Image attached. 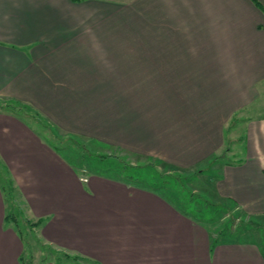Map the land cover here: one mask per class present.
<instances>
[{"label":"crops","instance_id":"crops-1","mask_svg":"<svg viewBox=\"0 0 264 264\" xmlns=\"http://www.w3.org/2000/svg\"><path fill=\"white\" fill-rule=\"evenodd\" d=\"M262 96L264 14L251 0H0V164L55 256L39 264H264L260 233L216 232L170 190L89 177L20 113L94 153L188 172L220 157L233 118ZM244 116L243 155L206 180L212 204L252 226L264 222V115ZM6 218L0 183V264H29Z\"/></svg>","mask_w":264,"mask_h":264},{"label":"rangeland","instance_id":"rangeland-1","mask_svg":"<svg viewBox=\"0 0 264 264\" xmlns=\"http://www.w3.org/2000/svg\"><path fill=\"white\" fill-rule=\"evenodd\" d=\"M131 87H134L133 84ZM135 87L137 91L136 95H139L143 92L146 94L154 92L153 86L148 85L147 88L145 86H141V88H138V86ZM259 103V106L256 108L252 110L249 108L250 110L248 109L242 112L239 117H237L238 122H236L235 125L228 127V143L220 154V156H223L221 159L216 161L213 160L210 165L204 166V169L202 168V170L199 169L188 172H182L181 170L169 168L154 161L146 162L145 164L150 165L155 170L144 167V169L141 168L140 170L135 171V168H129L128 166L132 165L134 167H141L143 165L145 166V164L140 162L143 165H138V160L136 158H129L122 151H115L114 153H111L108 150L102 149L101 151H95L96 153H94L93 146L89 142L59 135L58 132L48 127L50 125H48L47 122L45 123L40 118H38L37 115L26 111V109H21L22 111L20 110V113L25 117L24 121H26L28 125H31L35 131L37 130L36 132L38 134L46 136V141L51 146L56 148L58 155L69 166H75L77 168L87 167L90 170L89 177L98 175L97 177L121 183L123 181V177L125 176V179H127L129 182L139 185L141 182L139 181L140 178L138 175H141L142 178H145V182L142 183V185H145L151 189L163 191L164 189L168 190L172 188L173 190H176L178 192V196L173 197L172 195L173 200L177 199L178 203L186 205L188 210L193 213L192 215H195L197 218L201 217L205 218V220L212 221L215 224L217 223L218 227L215 229L216 232H220L225 227H228L234 231H245L249 229V233H253V230H255L254 233L256 235L260 233L264 238V226H261L264 225V222L262 223V221H260L258 224L255 223L253 226H251L250 220L243 216L232 203L225 204L229 207L227 210L221 209L222 207H220V205L214 206L212 203H216L217 201L214 199L213 194H211L209 190L211 185L208 183V180H206V178H214L215 175L213 174L212 168L214 165H216V163H229L234 161L232 155L233 151L235 152L237 159H240L239 156L243 155L241 154L243 149L241 141H243L245 144L244 140L246 132H244V128L246 124H242L240 122V118L244 119L245 114H247L248 117L253 118L262 117L264 115V96L261 97ZM1 106H4V104H0V108H3ZM12 109L14 108L12 107ZM42 125L46 127V131ZM230 137L237 140L230 141ZM240 137H243L242 140H238ZM227 148H229L228 151H226ZM108 153H111V155ZM101 156L110 158L105 159ZM125 166H127V168H124ZM163 175H165V177ZM166 175H169V178L172 179L166 178ZM8 179L9 177L6 170H4V167H2L0 164V183L2 187L4 186L7 216L11 214L13 217H15L16 222L15 224L13 223V225L24 237L26 245L24 260L29 264H39L45 259V257L46 259L55 258V256H48L52 253L49 252L48 254L49 250L44 249L45 246L37 236L34 223L28 220L26 214H23L20 198L18 199V196L17 194L15 195V193L8 194L9 190L6 186ZM85 186L86 185H84V187ZM9 223L12 224L11 221H9ZM60 261L63 260H59L58 262Z\"/></svg>","mask_w":264,"mask_h":264},{"label":"trees","instance_id":"trees-1","mask_svg":"<svg viewBox=\"0 0 264 264\" xmlns=\"http://www.w3.org/2000/svg\"><path fill=\"white\" fill-rule=\"evenodd\" d=\"M74 2H82V1H84V0H73ZM254 4H255V6L258 8V9H260V11L264 14V5L260 2V0H251ZM236 121H238L237 120V118L236 117H234L233 118V120H232V124H231V126H233L234 125V123L236 122ZM228 149L229 148H227V150L226 151H228ZM223 155H225V154H223ZM101 157H104V156H101ZM223 156H220V157H216V158H214V161H216V160H219V159H221ZM105 159H107V158H110V157H104ZM129 168H135V171L136 170H140L141 168H143L144 169V167L145 168H152L153 170H155L153 167H151L150 165H145V166H141V167H137V166H128ZM124 168H127V166H125ZM139 176V181L141 182V184L142 183H144L145 182V178H142V176L141 175H138ZM164 177H165V175H163ZM166 178H169V175H166ZM169 179H172V178H169ZM169 185V184H168ZM6 186H7V189L9 190L8 191V194H14L15 193V189H14V186H13V182L11 181V180H7V182H6ZM168 188V187H167ZM169 188H171V187H169ZM2 189H3V191H4V186L2 187ZM164 190H167V189H164ZM168 190H170L176 197L178 196V192L176 191V190H173L172 188L171 189H168ZM180 204V203H179ZM180 205H183V204H180ZM215 206V205H214ZM227 205H220V207H222L221 209H223V210H227V209H229V207L227 206ZM209 208H210V206H209ZM213 208H215V207H213ZM217 209H218V207H217ZM196 211V210H195ZM195 211H194V213H195ZM227 212V211H226ZM193 214V213H192ZM195 216V215H194ZM196 217V216H195ZM197 218V217H196ZM7 220H9V221H11V222H13V223H15L16 222V219H15V217H13V215H9V216H7V218H6ZM197 219H199V220H201V219H204L205 220V218H201V217H199V218H197ZM251 224V223H250ZM252 226H253V224H252ZM229 228L227 227H225V229H224V231H226V230H228ZM50 251H48V253H49ZM53 254V253H52ZM52 254H50L51 256H52ZM59 258H61V257H59ZM62 258L64 259H70V260H72L73 262H75L76 264H79V259L78 258H72V257H70V256H68V255H65V256H62Z\"/></svg>","mask_w":264,"mask_h":264},{"label":"built area","instance_id":"built-area-1","mask_svg":"<svg viewBox=\"0 0 264 264\" xmlns=\"http://www.w3.org/2000/svg\"><path fill=\"white\" fill-rule=\"evenodd\" d=\"M82 181H83V182H87V180H86V179H82Z\"/></svg>","mask_w":264,"mask_h":264}]
</instances>
